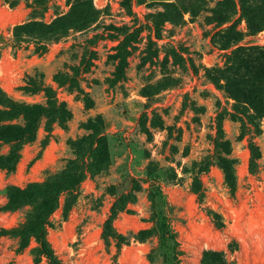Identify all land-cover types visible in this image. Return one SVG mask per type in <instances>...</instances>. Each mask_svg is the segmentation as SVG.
<instances>
[{
    "label": "rangeland",
    "instance_id": "rangeland-1",
    "mask_svg": "<svg viewBox=\"0 0 264 264\" xmlns=\"http://www.w3.org/2000/svg\"><path fill=\"white\" fill-rule=\"evenodd\" d=\"M4 97L48 108L13 172L5 125L28 120ZM65 170L80 183L50 217L61 264H264V0H0V207ZM30 211H0V264H35L12 233Z\"/></svg>",
    "mask_w": 264,
    "mask_h": 264
},
{
    "label": "trees",
    "instance_id": "trees-1",
    "mask_svg": "<svg viewBox=\"0 0 264 264\" xmlns=\"http://www.w3.org/2000/svg\"><path fill=\"white\" fill-rule=\"evenodd\" d=\"M38 25L47 30L52 28V24L43 25V23H39ZM24 26L25 24H22L14 28V47H20L22 45L24 39H22L20 31L24 29ZM233 27L234 26H231V28ZM38 48L46 50L47 46L39 44ZM124 76L125 61L122 60L117 69V78H123ZM3 100L9 104V110L3 112L6 116H9V119L23 115L28 120L25 126L18 124L5 125L7 131L6 139L12 143V145L10 152L3 157L4 163L2 167L9 172H13L20 157L19 151L21 145L27 141H31L34 137V130L39 118L37 114L46 113L48 108L9 102L5 97ZM51 106L56 108L62 115L67 112L63 107V104L53 102ZM228 163H231V161L224 159L222 164L227 182L229 183L231 190L234 191L235 188L232 183L233 177ZM68 172V170H65V172L59 176H55L44 182L30 183L24 188L16 185H8L5 189L7 202L4 206L0 207V211H16L26 206L31 207L28 218L17 228L13 229L12 233L20 238L21 248H25L31 238L35 239L37 242V248L35 249V264H39L43 258L47 259L48 264H61L48 240V227L50 225L51 215L59 206L61 194L67 192L71 196L75 191V187L80 183V178H77L75 175H69ZM155 190L156 192L150 193V199L155 211L154 216L162 219L167 218L165 217V206H167V203H165V196L159 188V184H157ZM197 192H200V190L198 189ZM121 209H123V205L117 203L113 208L111 216L106 221V230L111 229L113 219L115 218L114 216L118 214ZM212 215L216 224L222 226L223 223L219 219V216L215 213H212ZM118 238L120 239V237ZM205 257L206 260H208V264H229L225 260L224 255L218 251H208L206 252Z\"/></svg>",
    "mask_w": 264,
    "mask_h": 264
}]
</instances>
